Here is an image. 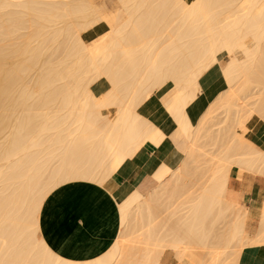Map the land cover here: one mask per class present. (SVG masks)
<instances>
[{
  "label": "bare ground",
  "instance_id": "1",
  "mask_svg": "<svg viewBox=\"0 0 264 264\" xmlns=\"http://www.w3.org/2000/svg\"><path fill=\"white\" fill-rule=\"evenodd\" d=\"M206 66L226 89L194 124L185 108ZM100 79L110 89L96 98ZM169 82L190 140L181 166L119 203L121 229L102 255L51 250L39 234L45 200L66 183L102 184L158 142L138 107ZM0 91L11 104L0 114V264H160L162 252L240 264L246 233L264 244V198L232 187L246 173L264 187V150L246 135L264 114V0H0Z\"/></svg>",
  "mask_w": 264,
  "mask_h": 264
},
{
  "label": "crops",
  "instance_id": "2",
  "mask_svg": "<svg viewBox=\"0 0 264 264\" xmlns=\"http://www.w3.org/2000/svg\"><path fill=\"white\" fill-rule=\"evenodd\" d=\"M92 32L93 25L88 24L83 36ZM99 39L96 36L88 38L87 43L96 44ZM205 75L193 84L190 91L192 100L185 108L194 124L213 99L226 89L221 71L214 72L208 79H205ZM109 89L110 84L106 79H100L90 88L96 98L105 95ZM171 89L170 82L163 90L150 96L155 102L147 116L143 114V109L149 98L138 107L140 115L161 130L163 137L158 142L145 141L102 184L91 181L66 183L58 187L56 191H59V195L50 203L48 201L52 194L45 200L38 221L39 234L51 250L73 260H89L102 255L113 244L121 229L119 203L130 196L137 194L145 197L155 191L161 185L157 176L163 167L176 171L181 166L190 140L181 129L176 114L168 107ZM251 122L252 119L249 124ZM260 128L261 125L256 128L255 134L258 141H264ZM252 142L264 150L259 143ZM261 186L259 179L250 173L232 184L235 191L243 192L254 200H258ZM245 205L250 207L251 200H246ZM250 223L256 224L255 220ZM256 239L255 231L245 234L240 264H264V244H256ZM171 255L174 264H189L178 262L175 255Z\"/></svg>",
  "mask_w": 264,
  "mask_h": 264
},
{
  "label": "snow or ice",
  "instance_id": "3",
  "mask_svg": "<svg viewBox=\"0 0 264 264\" xmlns=\"http://www.w3.org/2000/svg\"><path fill=\"white\" fill-rule=\"evenodd\" d=\"M203 71L206 72L205 79H208L213 75L214 72H218L219 69H218V67H215V66L212 68H208L206 66ZM201 83H203V80L201 81ZM154 102L155 101H152L151 98H149V101L145 104V107L143 109V114L145 116H147L148 111L150 109H152V104ZM256 124L261 125V128L259 131H260V134L264 135V114L258 115L252 120V122L247 126L252 131H250L249 133H246V135H248V138L250 140H252L256 143H259L261 145V147H264V141H258L257 140L256 134H255V128H254V126ZM57 195H59V191L52 193V196L48 202L50 203L51 199H54ZM69 259H71V258H69ZM160 262H161V264H174V257L170 253L167 256H165L164 253L162 252L161 256H160Z\"/></svg>",
  "mask_w": 264,
  "mask_h": 264
},
{
  "label": "rangeland",
  "instance_id": "4",
  "mask_svg": "<svg viewBox=\"0 0 264 264\" xmlns=\"http://www.w3.org/2000/svg\"><path fill=\"white\" fill-rule=\"evenodd\" d=\"M99 1L102 2V1H108V0H99ZM6 96H7V94L4 91H0V114H1V112L4 113L3 108H8V105L10 104V103H5L4 101H2ZM256 177L259 179V181L261 180L260 176H256ZM240 179H243V177L241 176ZM263 198H264V187L261 186V191L258 193V201H262Z\"/></svg>",
  "mask_w": 264,
  "mask_h": 264
}]
</instances>
